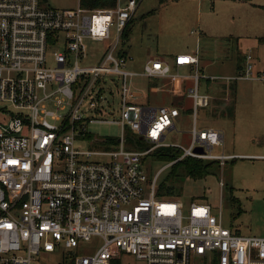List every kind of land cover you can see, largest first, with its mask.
Returning <instances> with one entry per match:
<instances>
[{
  "label": "built area",
  "instance_id": "obj_1",
  "mask_svg": "<svg viewBox=\"0 0 264 264\" xmlns=\"http://www.w3.org/2000/svg\"><path fill=\"white\" fill-rule=\"evenodd\" d=\"M140 1L91 9L80 1L55 8L45 0H0V264H51L44 256L61 249L58 264H120L123 252L146 264H264V236L214 222L208 203L158 195L161 174L186 157L220 168L236 157L214 153L223 132L198 125L199 110L216 97L200 92L201 81L229 102L232 80L264 75L252 53L232 77L204 72L198 51L130 69L125 31ZM86 40L104 44L97 63L81 64ZM137 76L192 79L191 106L139 102ZM184 112L193 116L190 144L167 142ZM90 123L118 125V148H83L84 138L109 143L91 138ZM163 147L181 155L150 176L146 160ZM93 238L101 244L79 254Z\"/></svg>",
  "mask_w": 264,
  "mask_h": 264
},
{
  "label": "rangeland",
  "instance_id": "obj_2",
  "mask_svg": "<svg viewBox=\"0 0 264 264\" xmlns=\"http://www.w3.org/2000/svg\"><path fill=\"white\" fill-rule=\"evenodd\" d=\"M79 0H48L46 6L55 8H75ZM256 24H264V13L253 15L234 0H141L137 8L132 32L127 48L133 60L130 69L142 70L145 61L151 58H170L173 55L197 48L205 71L210 76L237 75V65H244L246 54L253 46V28ZM114 30V29H113ZM192 30L196 32L192 33ZM200 30L203 32L200 34ZM248 37V39H247ZM238 38L240 42L238 43ZM251 38V39H250ZM88 55L81 61L82 65L97 63L104 49V44L86 40ZM251 47V48H250ZM181 69V73H187ZM229 73V74H228ZM134 86L138 92V101L150 105H169L184 99L185 109L192 101L186 97L188 88L193 86L192 79H176L168 77L147 78L137 76ZM219 90L221 89L220 86ZM226 87V86H225ZM236 87L237 95L232 91ZM214 89V88H213ZM204 79L200 92H212ZM248 81L232 80L231 99L224 100L223 91H218L215 102L208 108L200 109L198 125L202 129L213 127L224 134V146L216 147L214 153L223 151L235 154L223 168L215 166V173L202 179L184 176L183 169L177 165L172 170L167 167L161 174L159 184L175 187L176 194L188 206L190 202H205L212 207V220L221 221L224 226L237 229L245 235L264 236V119L259 120L255 113L247 110L245 100ZM186 97V98H185ZM235 97L236 102H235ZM235 109L231 113L228 109ZM88 105V102L85 103ZM116 105L117 101H116ZM116 106V109L118 108ZM118 111L105 116L112 120ZM264 118V114H261ZM193 116L189 112L182 113L177 130L171 132L167 142L188 146L191 142L190 130L193 127ZM88 131L91 138H107L108 144L91 143L84 138L83 148L92 150H116L115 140L121 135V128L112 123H90ZM147 172L152 176L167 164L153 158H147ZM175 175L179 181L174 182ZM220 181L224 182V186ZM101 244L99 238L82 243L79 254L91 253ZM65 249L46 254L43 260L58 264L63 259ZM120 264H146L128 253L119 255Z\"/></svg>",
  "mask_w": 264,
  "mask_h": 264
},
{
  "label": "crops",
  "instance_id": "obj_3",
  "mask_svg": "<svg viewBox=\"0 0 264 264\" xmlns=\"http://www.w3.org/2000/svg\"><path fill=\"white\" fill-rule=\"evenodd\" d=\"M234 1H239L240 4L242 6H244V7H246V9H248L250 12L253 11V15L254 16L264 13V0H234ZM134 18H135V15L133 16L132 24L134 22ZM131 27H132V25H131ZM252 30H253V32H255L254 33L255 35H254V38H253V46H251L252 48L250 47L251 50L249 49V51L247 53H252L253 54V57H254L253 60H254V64H255V71L257 73H261V74L264 75V24H261V25H259V24L257 25L256 24V26ZM202 32L203 31L200 30V34ZM129 38L127 39L126 45L128 44ZM238 39H239L238 40V43H239L240 42V38H238ZM247 39H248V37H247ZM198 42H199V39H198ZM198 42H197V48L195 50L191 51V53H195L196 51H198L199 58H200V63H201V66H202V70L204 72H206L205 68H204V66L202 64L201 57H200V49H199ZM189 53L190 52H188V50H185L184 52H180V53L176 54L175 56L173 55L170 58H164V57H161V56H157V57L160 58V59H163L165 61H168V62H173L174 58L177 55L189 54ZM241 54H242L243 57H245L244 51ZM149 59H152V58L149 57L146 61H148ZM146 61H145V63H146ZM243 67H244V65L240 66L238 64L237 65V68H238L237 73H239ZM183 69L188 71L187 67H184ZM133 70H135V69H133ZM137 71H141V70H137ZM225 76L232 77V76H235V75L231 74V75H225ZM242 80L248 81V91H247L246 100H245V104H246L247 110H249L250 113H252V112L255 113L259 120L261 118L263 120L264 118L261 116V114H264V79H259V80L242 79ZM232 91L235 93V96H236L237 95L236 87ZM217 92L218 91H214V94L217 95ZM223 94H224V92H223ZM236 98L237 97H235V102H236ZM175 101H177V100H175ZM175 101L173 100L172 103H174ZM234 109H235V104H234V106L232 108V112L234 111Z\"/></svg>",
  "mask_w": 264,
  "mask_h": 264
},
{
  "label": "trees",
  "instance_id": "obj_4",
  "mask_svg": "<svg viewBox=\"0 0 264 264\" xmlns=\"http://www.w3.org/2000/svg\"><path fill=\"white\" fill-rule=\"evenodd\" d=\"M80 4L86 8H91V9L105 8V7L114 6L116 4V0H80ZM131 25H132V20L127 26L125 31L126 39H128L131 35L132 32ZM228 110L232 113V108H229ZM179 155H181V151H177L170 147H163L155 150L150 155V157L153 159L169 162L174 160ZM177 165L181 166L185 177H189L192 179H202L206 175L214 174L215 166L218 167L217 169L220 168L219 163L216 160H203L193 157H186L171 166L172 170L168 174L167 178L170 175H172L173 173L172 171ZM173 176H175L174 182L179 181L178 179L179 175L173 174ZM158 195L178 196L175 192V187L173 186V184L166 186V184L163 182H161L158 186ZM114 264H119L118 260H114Z\"/></svg>",
  "mask_w": 264,
  "mask_h": 264
},
{
  "label": "water",
  "instance_id": "obj_5",
  "mask_svg": "<svg viewBox=\"0 0 264 264\" xmlns=\"http://www.w3.org/2000/svg\"><path fill=\"white\" fill-rule=\"evenodd\" d=\"M46 2L48 1V0H45Z\"/></svg>",
  "mask_w": 264,
  "mask_h": 264
}]
</instances>
